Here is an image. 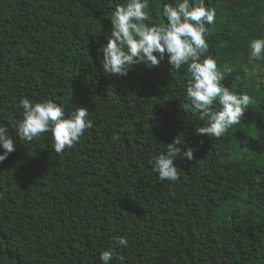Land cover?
Segmentation results:
<instances>
[{
	"label": "trees",
	"instance_id": "16d2710c",
	"mask_svg": "<svg viewBox=\"0 0 264 264\" xmlns=\"http://www.w3.org/2000/svg\"><path fill=\"white\" fill-rule=\"evenodd\" d=\"M202 2L216 12L202 59L255 101L220 139L198 136L204 122L182 107L187 66L166 55L127 76L104 71L99 49L126 0H0V127L16 145L0 163V264H103L105 251L109 264H264V59L250 49L264 39V0ZM148 3L146 23L166 24L177 0ZM24 98L66 118L85 107L93 127L62 155L50 133L22 140ZM181 135L195 159L177 156L180 179L161 181L150 161Z\"/></svg>",
	"mask_w": 264,
	"mask_h": 264
},
{
	"label": "clouds",
	"instance_id": "9594fccd",
	"mask_svg": "<svg viewBox=\"0 0 264 264\" xmlns=\"http://www.w3.org/2000/svg\"><path fill=\"white\" fill-rule=\"evenodd\" d=\"M148 8V0H126V3L116 6L110 18L113 25L111 38L99 49L103 53L104 71L127 76L133 65L144 63L149 67H158L166 55L168 63L176 71L187 66L190 79L186 102L182 107L193 115L198 114L199 120L204 122L196 129L198 136L222 138L230 128L240 124L246 110L255 101L248 94L233 93L222 83L231 70L227 74L219 71L217 62L210 55L202 59L209 49L206 26L215 24V10L206 8L202 0L196 4L191 0H177L175 6L164 5L166 24L150 25L146 23L150 21ZM250 49L251 60L264 59V39L252 40ZM243 70L247 76L256 74L247 66ZM20 106L23 108V120L18 126L19 137L32 142L50 133L58 155L75 147L86 130L93 127L87 119L89 113L85 107H78L66 118L63 107L51 100L33 105L28 98H24ZM7 132L6 126L0 127V146L4 149L0 163L16 150L15 141ZM182 139L183 135L176 137L172 144L166 146V154L155 156L150 161L161 181L175 182L180 179L178 167L174 164L177 156L190 161L195 159L194 149L182 152L177 147L182 144ZM127 243V238L115 237L113 247L127 246ZM113 255L112 251L103 252V264H109ZM119 259L122 261L124 257Z\"/></svg>",
	"mask_w": 264,
	"mask_h": 264
}]
</instances>
